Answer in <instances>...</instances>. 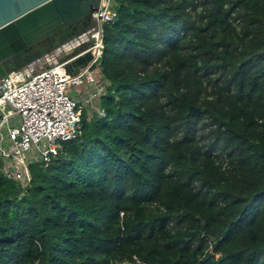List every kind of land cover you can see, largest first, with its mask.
I'll list each match as a JSON object with an SVG mask.
<instances>
[{
  "label": "trees",
  "instance_id": "obj_1",
  "mask_svg": "<svg viewBox=\"0 0 264 264\" xmlns=\"http://www.w3.org/2000/svg\"><path fill=\"white\" fill-rule=\"evenodd\" d=\"M112 8L104 115L24 189L0 171V264H264V0Z\"/></svg>",
  "mask_w": 264,
  "mask_h": 264
},
{
  "label": "built area",
  "instance_id": "obj_2",
  "mask_svg": "<svg viewBox=\"0 0 264 264\" xmlns=\"http://www.w3.org/2000/svg\"><path fill=\"white\" fill-rule=\"evenodd\" d=\"M112 4L113 0H100L90 13L93 26L88 31L0 78V171L22 189L31 182L30 165L46 168L62 152V142L81 135L82 112L103 91L101 85L94 86V71L87 66L76 75H63L59 68L72 59L65 55L82 42L89 43L85 51L94 58L101 55L103 25L115 16ZM87 84L92 88L84 95H68L69 85ZM95 110L104 115L98 107Z\"/></svg>",
  "mask_w": 264,
  "mask_h": 264
},
{
  "label": "water",
  "instance_id": "obj_3",
  "mask_svg": "<svg viewBox=\"0 0 264 264\" xmlns=\"http://www.w3.org/2000/svg\"><path fill=\"white\" fill-rule=\"evenodd\" d=\"M99 4L100 0H0V78L88 31L93 26L90 13ZM88 46L82 42L65 55L72 59L59 68L63 75H76L86 66L88 71L96 69L101 56L94 58L85 51ZM200 111L191 104L185 116Z\"/></svg>",
  "mask_w": 264,
  "mask_h": 264
},
{
  "label": "rangeland",
  "instance_id": "obj_4",
  "mask_svg": "<svg viewBox=\"0 0 264 264\" xmlns=\"http://www.w3.org/2000/svg\"><path fill=\"white\" fill-rule=\"evenodd\" d=\"M96 74H97V68H96V72H95V74H94V79H95V81H94V86H99L100 85V82H99V80L96 78ZM84 86H86V87H84ZM82 85V86H71V85H69L68 86V88H67V93H68V95H70V96H78L79 95V92H81L83 95L87 92V91H89L92 87H91V85ZM97 99H94L93 101H91V103L90 102H88L89 104L88 105H86V110H88V112L89 113H91L92 111H94L95 110V108H96V106H97ZM0 160L2 161V159L0 158ZM37 165V166H39V164H37V163H33V165Z\"/></svg>",
  "mask_w": 264,
  "mask_h": 264
},
{
  "label": "crops",
  "instance_id": "obj_5",
  "mask_svg": "<svg viewBox=\"0 0 264 264\" xmlns=\"http://www.w3.org/2000/svg\"><path fill=\"white\" fill-rule=\"evenodd\" d=\"M97 67H98V66H97ZM97 67H96V68H97ZM95 72H96V69L94 70V74H95ZM84 87H86V86H84Z\"/></svg>",
  "mask_w": 264,
  "mask_h": 264
}]
</instances>
